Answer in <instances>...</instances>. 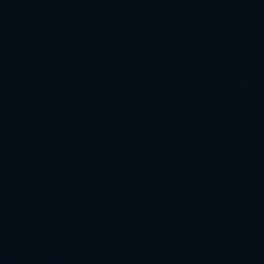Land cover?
<instances>
[{"label": "water", "instance_id": "95a60500", "mask_svg": "<svg viewBox=\"0 0 264 264\" xmlns=\"http://www.w3.org/2000/svg\"><path fill=\"white\" fill-rule=\"evenodd\" d=\"M0 264H264V0H0Z\"/></svg>", "mask_w": 264, "mask_h": 264}]
</instances>
